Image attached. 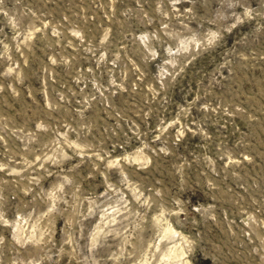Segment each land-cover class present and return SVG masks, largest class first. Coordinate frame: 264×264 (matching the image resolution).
Instances as JSON below:
<instances>
[{
    "label": "rangeland",
    "instance_id": "obj_1",
    "mask_svg": "<svg viewBox=\"0 0 264 264\" xmlns=\"http://www.w3.org/2000/svg\"><path fill=\"white\" fill-rule=\"evenodd\" d=\"M0 264H264V0H0Z\"/></svg>",
    "mask_w": 264,
    "mask_h": 264
},
{
    "label": "bare ground",
    "instance_id": "obj_2",
    "mask_svg": "<svg viewBox=\"0 0 264 264\" xmlns=\"http://www.w3.org/2000/svg\"><path fill=\"white\" fill-rule=\"evenodd\" d=\"M174 233V231H172ZM176 232V231H175Z\"/></svg>",
    "mask_w": 264,
    "mask_h": 264
}]
</instances>
